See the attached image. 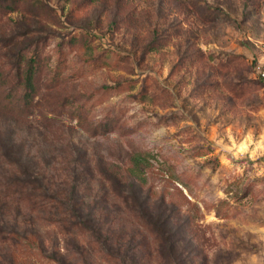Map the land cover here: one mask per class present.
Here are the masks:
<instances>
[{
  "label": "rangeland",
  "instance_id": "374dc122",
  "mask_svg": "<svg viewBox=\"0 0 264 264\" xmlns=\"http://www.w3.org/2000/svg\"><path fill=\"white\" fill-rule=\"evenodd\" d=\"M257 67L264 0H0V264H264Z\"/></svg>",
  "mask_w": 264,
  "mask_h": 264
},
{
  "label": "trees",
  "instance_id": "16d2710c",
  "mask_svg": "<svg viewBox=\"0 0 264 264\" xmlns=\"http://www.w3.org/2000/svg\"><path fill=\"white\" fill-rule=\"evenodd\" d=\"M33 64H34L33 62H30L26 66L24 77L21 82L22 86L24 87L23 100L26 102L32 99L34 92L35 65ZM138 165H139L138 160H136L130 172L134 178L141 180L143 177H142L141 169Z\"/></svg>",
  "mask_w": 264,
  "mask_h": 264
},
{
  "label": "built area",
  "instance_id": "2783aa9c",
  "mask_svg": "<svg viewBox=\"0 0 264 264\" xmlns=\"http://www.w3.org/2000/svg\"><path fill=\"white\" fill-rule=\"evenodd\" d=\"M257 74H258V77L264 82V68L263 67H257Z\"/></svg>",
  "mask_w": 264,
  "mask_h": 264
}]
</instances>
